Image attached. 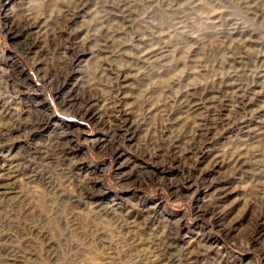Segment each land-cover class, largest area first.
Here are the masks:
<instances>
[{"label": "rangeland", "instance_id": "1", "mask_svg": "<svg viewBox=\"0 0 264 264\" xmlns=\"http://www.w3.org/2000/svg\"><path fill=\"white\" fill-rule=\"evenodd\" d=\"M0 264H264V0H0Z\"/></svg>", "mask_w": 264, "mask_h": 264}]
</instances>
